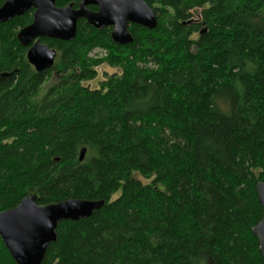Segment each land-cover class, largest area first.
I'll list each match as a JSON object with an SVG mask.
<instances>
[{
  "label": "trees",
  "instance_id": "16d2710c",
  "mask_svg": "<svg viewBox=\"0 0 264 264\" xmlns=\"http://www.w3.org/2000/svg\"><path fill=\"white\" fill-rule=\"evenodd\" d=\"M143 1L156 28L120 46L79 20L41 40L57 53L41 73L16 39L31 11L0 24V213L103 201L57 225L42 264H262L264 0ZM101 65L119 73L85 87ZM0 264H16L1 239Z\"/></svg>",
  "mask_w": 264,
  "mask_h": 264
},
{
  "label": "water",
  "instance_id": "95a60500",
  "mask_svg": "<svg viewBox=\"0 0 264 264\" xmlns=\"http://www.w3.org/2000/svg\"><path fill=\"white\" fill-rule=\"evenodd\" d=\"M78 7L68 4L57 7L55 0H3L0 7V24L19 17L34 9L32 22L16 35L20 46H32L26 53L27 62L37 73L52 69L56 51L40 43L47 38L71 42L77 33L79 20L96 30L112 28L113 43L125 46L133 42L129 25L148 30L157 26L154 10L143 0H77ZM89 7L96 8V11ZM83 148L79 162L85 157ZM258 202L262 208L260 222L252 228L264 264V183L255 186ZM103 201L68 199L48 206H38L29 196L14 209L0 213V239L16 264H42L50 244L56 241V228L62 221H79L89 218L101 209Z\"/></svg>",
  "mask_w": 264,
  "mask_h": 264
},
{
  "label": "rangeland",
  "instance_id": "374dc122",
  "mask_svg": "<svg viewBox=\"0 0 264 264\" xmlns=\"http://www.w3.org/2000/svg\"><path fill=\"white\" fill-rule=\"evenodd\" d=\"M194 19H198L197 16L193 17ZM105 57V51L103 50H94L91 53V58L95 60H100ZM97 76L94 80L88 81L83 83L85 87H88L89 89H97L99 87V83L103 80H105L107 77L118 74L119 69L117 68H111L107 65H101L98 68H96ZM49 84V81H47L44 85V87H47ZM144 182V181H143Z\"/></svg>",
  "mask_w": 264,
  "mask_h": 264
},
{
  "label": "flooded vegetation",
  "instance_id": "af4514ba",
  "mask_svg": "<svg viewBox=\"0 0 264 264\" xmlns=\"http://www.w3.org/2000/svg\"><path fill=\"white\" fill-rule=\"evenodd\" d=\"M78 2V1H77ZM2 4H3V0H1V4H0V7L2 6ZM79 4V3H78ZM77 7H78V5H77ZM96 9V8H95ZM31 11V16H32V20H33V13H34V9H29L27 12H30ZM93 11H96V10H93ZM26 13V12H25ZM24 13V14H25ZM32 22V21H31ZM28 26V25H27ZM21 30V29H20ZM19 30V31H20ZM42 39H47V38H41V39H39V41H40V43H41V40ZM18 42V41H17ZM19 44V43H18ZM33 44V43H32ZM32 44H30L29 46H27V47H22L23 49H25V57H26V53H27V51L30 49V47L32 46ZM43 44V43H42ZM20 45V44H19ZM56 57H57V53H56ZM56 57H55V60H56ZM26 60H27V58H26ZM55 60H54V62H55ZM32 67V66H31ZM33 68V67H32ZM34 69V68H33ZM35 70V69H34Z\"/></svg>",
  "mask_w": 264,
  "mask_h": 264
}]
</instances>
